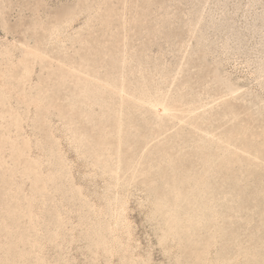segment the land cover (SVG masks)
I'll list each match as a JSON object with an SVG mask.
<instances>
[{"label":"rangeland","instance_id":"1","mask_svg":"<svg viewBox=\"0 0 264 264\" xmlns=\"http://www.w3.org/2000/svg\"><path fill=\"white\" fill-rule=\"evenodd\" d=\"M263 99L264 0H0V264H264Z\"/></svg>","mask_w":264,"mask_h":264},{"label":"bare ground","instance_id":"2","mask_svg":"<svg viewBox=\"0 0 264 264\" xmlns=\"http://www.w3.org/2000/svg\"><path fill=\"white\" fill-rule=\"evenodd\" d=\"M12 52V50H7L6 52V56H8V59H10V64H11V67L14 68L18 65H23L24 66V69H23V73H24V76H26V71L28 70V68L26 69V58L25 57H18L16 60L13 59V57L9 56V54ZM30 54H33L34 56H39L41 54V51L39 49L38 46H34L33 49L29 52ZM90 74V73H88ZM124 76V75H123ZM106 85H112L113 89H115L117 92H121L122 88H124V83L121 84L120 86L116 85V84H112L111 82L109 81H106ZM264 101V99L262 100ZM145 102L150 106L152 107V109L157 112V113H160V112H168L169 115L173 114L175 115L176 117H179V115L175 112H172L171 108L167 105H164L162 102H160L159 100H145ZM162 106V109H159V107ZM9 116H12V113L9 112ZM183 117V115H182ZM0 119L1 120H5L4 119V116L0 115ZM19 117L18 116H14V120H15V124L16 125H19ZM179 119V118H177ZM195 125V123L193 124ZM224 137V136H223ZM213 138V137H212ZM215 139V138H213ZM225 139V138H224ZM227 139H230V137H227ZM236 148V147H235ZM234 149V148H233ZM246 152L248 150H245Z\"/></svg>","mask_w":264,"mask_h":264}]
</instances>
